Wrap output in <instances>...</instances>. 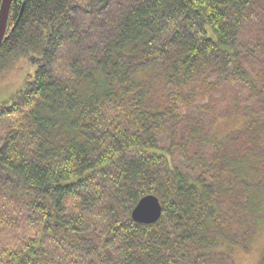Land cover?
<instances>
[{
  "label": "trees",
  "instance_id": "1",
  "mask_svg": "<svg viewBox=\"0 0 264 264\" xmlns=\"http://www.w3.org/2000/svg\"><path fill=\"white\" fill-rule=\"evenodd\" d=\"M7 21L0 264H234L264 189V0H13ZM227 114L241 146L212 137Z\"/></svg>",
  "mask_w": 264,
  "mask_h": 264
},
{
  "label": "rangeland",
  "instance_id": "2",
  "mask_svg": "<svg viewBox=\"0 0 264 264\" xmlns=\"http://www.w3.org/2000/svg\"><path fill=\"white\" fill-rule=\"evenodd\" d=\"M81 24H87L86 20L84 19ZM16 89L17 86L14 87L11 85V83H1L0 100L8 101V99L10 98L9 96ZM226 117L227 118L225 119H218V121L212 126V137L216 140H219L229 136L231 133L238 134L236 136V145L241 146V144L244 143V139L246 138V135L241 130V128H243L245 119H243L242 116H231L230 114H227ZM4 135L5 131L1 130L0 147L3 143L2 140ZM255 170L259 173H263L262 178L264 183V167ZM256 174L257 173H254L252 171L248 172V176L252 179ZM261 187L264 188V186ZM259 194H261L262 206L256 211L255 216L257 217V224L255 223L256 225L252 231L251 236L248 237V240H241L233 248L232 260L234 261V264H264V189H261ZM239 238L242 237L239 236Z\"/></svg>",
  "mask_w": 264,
  "mask_h": 264
},
{
  "label": "water",
  "instance_id": "3",
  "mask_svg": "<svg viewBox=\"0 0 264 264\" xmlns=\"http://www.w3.org/2000/svg\"><path fill=\"white\" fill-rule=\"evenodd\" d=\"M12 1L2 0L0 5V46L6 38L7 19ZM161 214L162 210L159 200L153 196H146L136 204L131 214V219L135 223L147 226L157 223Z\"/></svg>",
  "mask_w": 264,
  "mask_h": 264
}]
</instances>
